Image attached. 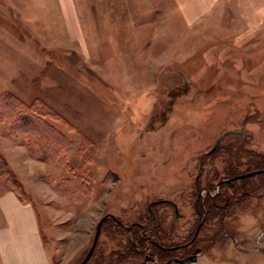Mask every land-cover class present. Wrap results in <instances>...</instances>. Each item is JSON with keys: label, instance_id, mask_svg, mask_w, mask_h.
Instances as JSON below:
<instances>
[{"label": "rangeland", "instance_id": "obj_1", "mask_svg": "<svg viewBox=\"0 0 264 264\" xmlns=\"http://www.w3.org/2000/svg\"><path fill=\"white\" fill-rule=\"evenodd\" d=\"M74 2L80 40L55 0H0V195L31 204L52 264H78L106 214L86 264L100 254L139 264L150 250L178 251L137 253L124 227L178 244L196 223V191L219 192L214 204L228 206L208 213L193 244L231 236L189 264H264V176L218 185L264 157V38L238 43L214 22L186 29L168 0ZM17 108L62 134L54 156L10 133Z\"/></svg>", "mask_w": 264, "mask_h": 264}, {"label": "crops", "instance_id": "obj_2", "mask_svg": "<svg viewBox=\"0 0 264 264\" xmlns=\"http://www.w3.org/2000/svg\"><path fill=\"white\" fill-rule=\"evenodd\" d=\"M55 2L68 37L82 39L74 0ZM168 3L178 12L186 29L214 22L222 24L218 30L232 34L238 43L249 38H264V0H168ZM168 27V33H172L171 23ZM218 260L199 264H217ZM0 264H52L33 207L23 204L11 192L0 195Z\"/></svg>", "mask_w": 264, "mask_h": 264}, {"label": "trees", "instance_id": "obj_3", "mask_svg": "<svg viewBox=\"0 0 264 264\" xmlns=\"http://www.w3.org/2000/svg\"><path fill=\"white\" fill-rule=\"evenodd\" d=\"M35 115L36 114L29 112L26 109L23 110V109L17 108L15 110V114L13 115L15 120L8 122L7 127H8V130L10 131V133L15 132V131L21 132V134H22L21 137H19L17 135L18 133L13 134V136L14 135L18 136L19 138L16 137L17 140H20V139L23 140L24 143L26 144V147L28 148L29 152L33 156L40 158V159H42V158L46 159V158L54 156L53 153L56 152L55 150L59 146L58 143H60V141L64 142L65 138L62 136L61 133L54 131V129L51 126L47 125V123L40 120ZM22 123H25V124L26 123L27 124L28 123L29 124L34 123L37 126V128L34 130H31V129H29V127H25V126L21 127L20 125H23ZM19 127L23 128L22 131H20L18 129ZM37 133L45 135L46 137H44V138H48L49 142L42 144L37 137ZM25 135H27L26 136L27 141L25 140L26 139ZM40 136L43 137L42 135H40ZM55 145L57 146L56 148H54ZM217 147L213 151H215L217 149ZM213 151L209 150L208 153H212ZM252 164H254V165L256 164L258 166L252 170H247L243 173L233 175V176H236V175L244 174V176L240 179L241 181H243V183H242L243 187H244L243 184L248 179H251L254 175H263L264 176V157H260V158L256 157L254 160H252ZM250 172H255V173L249 174ZM227 176H229V174ZM224 180H226V179L223 178L220 180V181H222L221 186H222V184H225L227 186H230V185L234 186L235 185L234 181L232 183H230V182H226ZM242 191L245 195H251L250 191H248V190L244 191V189H243ZM219 194H220L219 192H217L214 195H210V193L209 194L207 193L205 196L202 197V196L198 195V193L196 191V198H197L196 199V213H197L198 217L196 219V223H194L193 231L191 232V234L188 238H190L194 234V231H195L198 224H200V230H201V228H202V226H203V224L207 218L208 213L212 214L215 212L216 213L222 212L223 210H225L227 208L228 203L223 202L224 200H222V199L219 200L222 202L221 204H218V203H217L218 205L214 204V201L217 200L216 198H217V196H219ZM151 216H153V219L155 220L154 215L151 214ZM107 218L103 219L102 223H104ZM114 222L121 226L120 222H118L116 219L114 220ZM219 222L222 223L221 220ZM101 226L102 225H100V231H101ZM127 230L130 231L131 237L126 236V239L129 241L131 248H134L137 251V253L143 254V252H146V250L150 249V247L155 248L153 241L159 242L158 240L153 238L149 233H146V231H148V228L146 226L142 227V224L139 222L134 223L129 228L124 227L123 232H125ZM223 233L224 232L223 231L221 232V230L217 231L215 236H214V239H212L205 246H202L201 250L204 252L208 251L210 246H213L214 243L219 241V239L222 240L223 238H221L220 235L222 237L223 236H231L230 233H227V234L225 233V235ZM198 236H199V233L196 236V238L194 239V242ZM159 243H161V242H159ZM140 245H141V248H138V246H140ZM170 245H175V244H170ZM94 250H95V248H94ZM150 251H152V250H150ZM162 251H167V250H162ZM128 253H130V251ZM103 261H104V257L101 256V254H100V256L98 257V260L96 261V264H106Z\"/></svg>", "mask_w": 264, "mask_h": 264}, {"label": "flooded vegetation", "instance_id": "obj_4", "mask_svg": "<svg viewBox=\"0 0 264 264\" xmlns=\"http://www.w3.org/2000/svg\"><path fill=\"white\" fill-rule=\"evenodd\" d=\"M174 207L176 208V206L174 205ZM176 211V210H175ZM200 231V224L197 225L194 234L190 237L187 238L185 241L180 242L178 244L175 245H164L162 243H159L157 241H153L154 246L156 248H158V251H162V250H167V251H162L163 253H167V252H177V253H173L172 255H168L165 256L163 259H161L162 255L159 254V252L152 250L149 253L150 254H145L142 258V260L139 262V264H165V262L167 261H171L173 258H183L185 256H188L192 253L195 252V250L197 249V255H199L200 253H204V251L201 250L200 246H197L194 243V239L196 238V236L198 235ZM182 248L183 250L185 249H189L188 252L185 253H180L179 249ZM182 251V250H181Z\"/></svg>", "mask_w": 264, "mask_h": 264}, {"label": "water", "instance_id": "obj_5", "mask_svg": "<svg viewBox=\"0 0 264 264\" xmlns=\"http://www.w3.org/2000/svg\"><path fill=\"white\" fill-rule=\"evenodd\" d=\"M227 133H224V134H222V135L219 136V138L216 140V142L214 143V145L212 146V148L210 149V151H213L218 146V144L220 143V141L223 139V137ZM253 173H255V172H250L249 174H253ZM243 176H244V174L236 175V176H233L232 178L226 179L224 181L232 183L233 180L240 179ZM221 183H222V181H219L218 182V185H220ZM107 217L114 218V216L112 214H106L102 218H100V220L96 224L95 232H94V236H93L92 242H91V244H90L87 252L85 253V255L83 256V258L80 260V262L78 264H85L89 260V258L91 257V255H92V253L94 251V248L96 246L99 233H100V225L102 223V220L105 219V218H107ZM197 251L198 250L196 249L194 253H192V254H190L188 256H185L183 258H173L172 259V262L171 261H167V262H165V264H188V263L194 262L197 259Z\"/></svg>", "mask_w": 264, "mask_h": 264}]
</instances>
